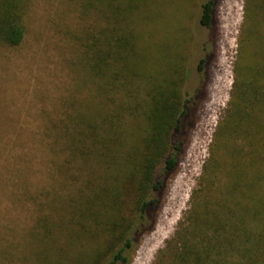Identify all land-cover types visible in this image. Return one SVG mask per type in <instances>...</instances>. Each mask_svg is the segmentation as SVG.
Returning <instances> with one entry per match:
<instances>
[{
    "label": "rangeland",
    "instance_id": "1",
    "mask_svg": "<svg viewBox=\"0 0 264 264\" xmlns=\"http://www.w3.org/2000/svg\"><path fill=\"white\" fill-rule=\"evenodd\" d=\"M206 1L137 0L134 14L129 3H120L127 14L119 17L116 38L126 39L132 51L135 35L133 59L146 69H109L137 94H156L184 69L182 91L191 100L189 141L177 172L158 208L149 211L151 230L140 233L127 264H174L170 252L163 256L165 243L186 216L192 192L203 185V168L237 72L250 80L249 67H258V198L264 201V0H214L211 27L204 28L199 19ZM15 4L23 38L15 46L0 40V264H81L79 258L94 252L99 240L81 234L54 243L55 231L48 236L38 224L39 215L47 213L38 192L54 188L63 191L60 203L65 199L70 188L60 183L64 158L56 147L76 130L74 119L85 114L89 102L105 116L106 102L115 100L102 81L93 85L88 72V42L103 24L78 0ZM107 80L108 86L115 84ZM258 214L261 228L264 206Z\"/></svg>",
    "mask_w": 264,
    "mask_h": 264
},
{
    "label": "trees",
    "instance_id": "2",
    "mask_svg": "<svg viewBox=\"0 0 264 264\" xmlns=\"http://www.w3.org/2000/svg\"><path fill=\"white\" fill-rule=\"evenodd\" d=\"M16 1L0 0V40L12 46L23 38ZM78 1L103 24L88 42L90 78L93 85L102 81L115 100L106 102L105 116L89 102L85 114L74 119L76 130L56 147L64 158L60 183L63 187L67 182L70 189L61 203L63 191L38 192L47 209L38 224L46 235L55 231L54 243L81 234L96 237L99 245L79 258L81 264H127V253L140 233L151 230L146 223L149 211L158 208L167 182L177 172L189 141L186 119L191 116V100L182 91L184 69L156 94L134 93L109 69H146L133 59L138 53L135 35L132 51L126 39L116 38L119 17L127 14L120 3H129L134 14L137 0ZM213 13L214 0H207L201 6L202 27H211ZM249 69L250 80L237 72L203 168V185L192 192L186 216L165 243L163 256L170 252L174 264H264V226L258 228V209L264 206L263 196L258 198V67ZM107 77L115 84L108 86Z\"/></svg>",
    "mask_w": 264,
    "mask_h": 264
}]
</instances>
